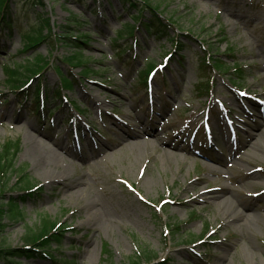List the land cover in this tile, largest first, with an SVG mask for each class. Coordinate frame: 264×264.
<instances>
[{
  "label": "rangeland",
  "instance_id": "rangeland-1",
  "mask_svg": "<svg viewBox=\"0 0 264 264\" xmlns=\"http://www.w3.org/2000/svg\"><path fill=\"white\" fill-rule=\"evenodd\" d=\"M5 4V14V7L0 11V151L16 141L18 171L0 190L5 189V199L20 200L21 217L3 222L0 247H23L27 233H38L48 220L60 231L61 244L48 249L49 258L23 257L16 262L131 264L147 253L151 257L146 264H264V153L250 144L244 147L238 136L226 145L223 124L229 122L235 133H243L255 118L264 120V81L255 83L264 69L254 65L264 64V0ZM153 10L168 25L166 33L155 34L141 24ZM45 19L48 24L42 22ZM126 24L135 26L134 33L119 36ZM79 52L81 59L69 62ZM204 56L206 71L200 67ZM30 64L42 65L37 75L21 77L22 82L32 77L23 89L22 96L29 93L25 102L12 90L14 85L9 86L7 74L11 67ZM150 64L161 72L150 74L147 85L142 73ZM59 70L72 86H65ZM150 103L163 113L155 127L161 136L183 142L186 148L179 151V163L175 158L167 161L154 149L146 160L136 161L127 147L119 146L107 157L73 160L74 168H69L99 194L102 187L110 192L104 196L111 224L98 233L83 211L86 196L72 200L58 193L49 175L24 156L25 130L36 128L71 140L73 133L87 128L98 143L113 144L117 128L123 122L137 127L136 114L146 113ZM123 108L135 114L132 120ZM75 120L84 127L76 130ZM260 130L264 129L255 132ZM151 142L161 145L156 138ZM210 154L222 159L211 175L204 162ZM21 168L36 187L35 195L23 193L18 183ZM58 172L51 169L54 175ZM203 178L206 182L200 181ZM145 182H151L152 189L147 190ZM222 187H230L227 196L245 213L242 222L226 217L227 204L195 198ZM119 200L123 207L115 205ZM87 237L94 240L91 250L84 252ZM220 254L224 260L218 259Z\"/></svg>",
  "mask_w": 264,
  "mask_h": 264
},
{
  "label": "bare ground",
  "instance_id": "bare-ground-1",
  "mask_svg": "<svg viewBox=\"0 0 264 264\" xmlns=\"http://www.w3.org/2000/svg\"><path fill=\"white\" fill-rule=\"evenodd\" d=\"M254 65H256L258 68L264 69V64L256 63ZM261 81H264V76L257 77L255 83ZM150 104L151 105L148 109L149 112L147 110L146 113L141 112L136 114L137 120L139 121V125L137 124V127H133L132 125L123 122L125 125L123 127L117 128V139L113 144L105 141H100L98 143L92 137L87 128H82L81 132L76 131L73 133L71 140L64 137H55L54 134H50L44 130L40 131L36 128H33V130H25V137L28 140V144L24 150V156L30 157L33 166L37 167L41 172H46L49 175L48 182L56 188L58 193L67 195L72 200H75L76 197L81 195L86 196L87 201L83 207V211L87 216L86 220L92 227L95 228L96 232L98 233H100L105 228L107 229L111 224V219L107 215L108 210L106 207L108 199L104 196V193L109 194L110 192L105 187H102L104 192L99 194L90 187L87 179L79 177L78 174L72 175V173L69 172V168L70 166L73 167V160H85L96 154L107 157L108 155H111L113 151H115L119 146L127 147L129 151L135 156L136 161H141L144 158L146 160L150 156V150L154 149L160 151L167 161L173 160V158H175L179 163L181 161L179 157V151H184L186 148L183 146V142H175L161 136L162 131H160V129H156L155 127L156 123L161 122L160 119L163 117V113L159 110V107H155L153 103ZM123 109L125 110L124 112L129 120H132L135 114L129 112L127 108ZM81 123L82 122L80 120H75L74 128L79 130L80 126L84 127V124ZM223 124L225 126L224 142H226V145L233 142L236 136H238L239 139L241 138L243 140V142L241 141V145L244 147L250 144L260 152L264 153V130L255 132L256 128L257 130L262 128L264 129V120H262L261 116H259L257 119L255 118L253 124L249 126V129L243 131V133H235L233 131L234 129L232 125L229 122L223 120ZM69 132L70 129L67 128L66 133L69 134ZM152 138L159 139L161 145L155 146V144L151 142ZM250 138H253L254 140L250 141ZM83 140L85 143H82ZM60 149L67 153L69 157L61 154L59 152ZM219 160L222 159L218 158L214 154L208 155V157L205 159L204 162L208 164L207 167L209 175L215 172V167H219V165H221L219 164ZM52 168H58L59 172L55 175L52 174ZM72 170L73 172L75 171V169ZM200 181L206 182L205 178L200 179ZM145 186L147 190L152 189L151 182H145ZM229 188L230 187H222L220 188L221 190L219 189L211 192L209 190H204V195L209 193L210 196L201 195L196 196L195 198L201 201L206 200L207 202L210 198H213L214 200H217V205L227 204L229 207L226 208V211L229 213L226 217H228L231 222L240 223L243 221L245 213L237 209V206L231 202L230 196H227L228 194L226 191H228ZM178 201L180 204L183 203V200ZM122 203L121 200H119L115 205L123 207ZM229 220L228 222H230ZM247 220L248 219H245V221ZM88 238L89 237H87V240L84 241V244L87 247H85L83 250L81 248V250L84 252L88 249L91 250L88 246L94 240L92 237L89 239ZM218 257V259L224 260L225 255L220 254Z\"/></svg>",
  "mask_w": 264,
  "mask_h": 264
},
{
  "label": "trees",
  "instance_id": "trees-1",
  "mask_svg": "<svg viewBox=\"0 0 264 264\" xmlns=\"http://www.w3.org/2000/svg\"><path fill=\"white\" fill-rule=\"evenodd\" d=\"M26 2V4L30 5L31 7H34L38 3H42V0H23ZM130 1V0H128ZM7 0H0V11L3 10L5 6L8 7V4H5ZM5 9L1 12H4L7 9ZM8 14V13H7ZM5 16V15H4ZM9 16V15H8ZM4 19V18H3ZM0 20V24H1ZM7 26L11 27L10 21H7ZM42 22H46L48 24V20H42ZM141 24L147 27L148 30L154 31L155 34H164L167 32L168 25L164 23L161 16L156 12L152 11L149 19L147 20H141ZM42 29V28H41ZM135 31V26L133 24H126L122 30L119 32V35H123L124 32H126L127 36H131ZM33 37V36H31ZM30 41H32V38H29ZM39 39L36 40V43H38ZM30 45V43L28 44ZM30 46L25 48V50H28ZM81 49L80 46H77ZM80 54H74L71 57L68 58L69 62H74L77 59H81V52ZM217 63V66L221 68V64L218 63L217 60H214ZM42 65V64H41ZM41 65L38 64H30L28 66H18L17 68H9L8 70V81L9 85H14L15 90L17 92L20 90V95L23 94V88L25 86V82L21 81V77H26L28 79L29 75H36L38 70H40ZM200 67L203 71H206L208 68V58L206 56L202 57ZM152 66H150V69L148 68L144 74V83L146 81V77L149 70H151ZM61 73V79L62 82L65 84V86H72V80L69 78V76L65 75L62 71L59 70ZM87 72V69L84 70V74ZM29 74V75H28ZM32 78V77H31ZM22 89V90H21ZM39 92V88L37 89V96ZM24 97V96H22ZM29 97V93L26 94L24 97L27 101ZM25 101V102H26ZM16 141L14 142H8L4 146H2V149L0 151V188L6 187L9 182L11 176L17 172L16 169V157L18 153V149L16 146ZM25 169L21 168V177L18 180V183L22 185L23 190H25V195H35V190H32L33 187L31 183L26 180V173ZM3 187V188H4ZM5 189L0 190V198L4 200L5 202H0V233H2L6 229V224L3 222L8 219L10 221L18 220L20 215V210L18 209V202L19 199H16L15 197H11L9 199H5L3 196ZM28 191V192H26ZM21 200H25V198H22ZM14 212L11 214V212ZM10 213V214H9ZM21 217V215H20ZM25 246L20 248H10V247H0V262H4L6 264H20L19 262H16L17 258H29V257H35V256H41V257H49V251L48 249H51L50 247L53 245H60L62 242L61 233L56 228L55 224L51 225V223L47 220L41 230L37 232H28L26 235L25 240ZM142 257H137L136 259H133L131 264H146L150 260V255L147 253H144ZM147 260V261H146Z\"/></svg>",
  "mask_w": 264,
  "mask_h": 264
}]
</instances>
